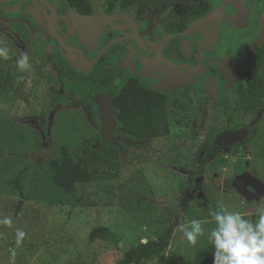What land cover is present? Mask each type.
<instances>
[{
  "label": "rangeland",
  "instance_id": "374dc122",
  "mask_svg": "<svg viewBox=\"0 0 264 264\" xmlns=\"http://www.w3.org/2000/svg\"><path fill=\"white\" fill-rule=\"evenodd\" d=\"M8 7L14 16L19 11ZM3 21L10 23L0 17V23ZM41 26L45 28L44 23ZM204 28L215 30L212 24ZM256 31L255 25L253 35ZM20 32L0 26V39L10 57L0 60L9 84L0 91V220L7 217L12 221L11 226L0 224V264H114L130 246L158 237L173 221L178 225L170 247L144 264H193L197 246L207 241V231L214 226L211 213L220 204L256 219L264 195L247 198L228 182L234 178L238 160L245 157L247 170L264 183V112L246 116L253 137L246 140L244 150L220 141L222 148L196 180L193 173L200 159L226 124L221 105L208 103L209 108L195 111L196 127L174 126L167 136L134 142L117 134V125L114 138L108 139L103 124L90 119L76 92L65 93L47 110L44 133L37 120L52 92L63 91L47 58L55 46L39 35L26 41L29 36L20 37ZM21 53L29 55L31 70L17 69L15 61ZM74 86L70 91L78 88ZM227 93L228 89L222 95ZM200 100L206 101L201 96ZM87 140L96 141L94 150L117 148L115 164L104 177L69 192L53 180L54 161H61L66 152ZM22 169H28L27 186L17 209L21 197L5 181ZM248 189L254 191L252 186ZM192 219L205 222V236L198 237L195 244L187 242L180 230ZM97 225L110 229L107 240L89 239ZM17 229L26 233L20 246L16 245Z\"/></svg>",
  "mask_w": 264,
  "mask_h": 264
},
{
  "label": "flooded vegetation",
  "instance_id": "af4514ba",
  "mask_svg": "<svg viewBox=\"0 0 264 264\" xmlns=\"http://www.w3.org/2000/svg\"><path fill=\"white\" fill-rule=\"evenodd\" d=\"M12 1L15 0H0V17L10 20V23L3 21L0 26L8 30L20 29V37L29 36L26 41L39 35L46 43L55 46L47 58L56 73L58 65L52 58L57 57L59 52L69 70L77 76L65 84L59 82L63 91L56 90L62 94L57 102L65 93L76 92L90 119L104 127L102 98H108L110 105L116 109L112 104L115 94L122 89L126 79L133 77L144 88L154 90L166 98L168 110L191 109L188 120L192 127L198 125L194 119L195 111L198 113L199 110L209 108L210 103L225 108L226 124L218 129L217 135L220 130L222 133L245 126L249 133L243 141L233 142L237 147V143H244L250 137L251 124L246 123L245 118L251 112L243 115L242 125L233 128L230 127L233 116L229 117L226 111L241 108L239 98H243L242 87L246 74L262 71L257 54L264 40L255 52L250 53V50L260 32V16L264 18V0H245L248 22L243 28L228 24L227 16L234 15L235 9L229 4L220 8L223 0H208L209 6L205 4L196 7L199 14L208 10L201 15L195 12L198 16L187 13L190 4L198 6L194 3L196 0H172L166 4L161 0H152L146 5L138 2L135 6L116 7L111 13L105 0H85L82 5L73 3V0H16L13 2L15 4H11ZM10 5L19 10L15 16L8 11ZM215 13L216 18L212 17ZM73 16H94L99 22L97 34L92 38V23L84 29H89L90 33L84 39ZM43 23L45 28L41 26ZM207 24H212L215 30L204 28ZM51 25L63 40L62 49ZM255 25L257 31L253 35ZM62 51L73 56L68 58ZM222 68H227V72ZM94 73L106 81L102 84L88 82L89 76ZM210 83L213 85L211 88ZM74 84L78 88L70 91V86ZM226 89L228 93L224 96L222 92ZM200 96L206 100L204 103ZM249 100L248 105L251 104ZM89 109L98 110L96 119ZM111 137L114 138L113 133ZM219 140L223 139L219 137ZM230 188L236 189L234 186Z\"/></svg>",
  "mask_w": 264,
  "mask_h": 264
},
{
  "label": "trees",
  "instance_id": "16d2710c",
  "mask_svg": "<svg viewBox=\"0 0 264 264\" xmlns=\"http://www.w3.org/2000/svg\"><path fill=\"white\" fill-rule=\"evenodd\" d=\"M85 0H73V3L82 5ZM152 0H105L108 11L111 13L116 7L126 8L135 6L136 4H148ZM166 4L172 0H161ZM195 4L188 6V14H195L196 7L209 6L208 0H196ZM192 2V0H190ZM206 9V8H204ZM208 11V10H207ZM201 12L199 15L202 13ZM196 12V13H195ZM198 16V15H196ZM257 58L262 68L260 73L251 72L246 74V81L243 82L242 92L243 98L240 96L239 103L241 108L228 109L226 112L228 116L232 117L230 127H238L244 123V114L251 112L257 114L258 111H264V44L259 49ZM52 61L58 65L57 76L59 82L65 84L71 78L77 77L76 74L69 70L67 62L58 52L57 57L52 58ZM0 91L4 92L7 84V73L0 68ZM91 83H103L106 81L98 74H91L87 80ZM100 85V84H99ZM245 94V96H244ZM62 97L57 91L52 92L51 100L45 107L44 111L40 114L37 124L43 132H46V112L53 108L57 100ZM251 99V104L250 103ZM176 100V99H175ZM113 106L117 109V133L123 137L137 141H145L147 139L156 138L160 136H167L171 133L174 126H188L191 109H178L172 114V110H168L166 98L156 93L154 90L144 88L143 84L138 82L135 78H128L123 82L122 89L115 94ZM89 112L96 119V109H89ZM188 112V113H187ZM221 131V130H220ZM218 132L215 138L214 145H211L206 151L205 155L200 159L197 170L193 173V179L201 178L204 175L206 166L211 156L219 151L222 146L219 140L221 135ZM250 137H253L252 135ZM95 140H87L80 147L71 152H66L63 159L54 161L56 171L53 174V180L57 185L63 187L65 190L72 192L77 188H82L91 183L97 178L104 177L109 173L111 166H114L118 150L115 147L103 148L94 150ZM246 142L237 143L238 149L242 152L245 148ZM257 155H261L258 153ZM27 172L28 169H22L16 176L5 181V184L15 190L19 195L20 200L17 209L23 204V197L25 196L27 186ZM230 187H233V179L228 182ZM235 187V186H234ZM178 223L173 221L168 227L163 228L162 233L156 237L147 239L145 242L139 241L133 246H130L121 257L114 264H144L145 262L153 259L155 256L163 253L170 247L174 236V230ZM111 231L102 225H97L92 228L89 233V239H104L110 237ZM212 245L206 241L199 244L195 250L193 264H213Z\"/></svg>",
  "mask_w": 264,
  "mask_h": 264
},
{
  "label": "clouds",
  "instance_id": "9594fccd",
  "mask_svg": "<svg viewBox=\"0 0 264 264\" xmlns=\"http://www.w3.org/2000/svg\"><path fill=\"white\" fill-rule=\"evenodd\" d=\"M9 48L0 39V60H8ZM21 72L31 70L29 55L21 53L15 61ZM214 226L207 231L206 239L212 245L213 264H264V206L256 210V219L246 218L240 211H230L220 204L211 213ZM11 219L5 217L0 224L11 226ZM204 223L192 219L189 224L181 225L187 242L195 244L198 237L205 236ZM16 245L20 246L26 233L16 230ZM15 253L13 252V256Z\"/></svg>",
  "mask_w": 264,
  "mask_h": 264
},
{
  "label": "water",
  "instance_id": "95a60500",
  "mask_svg": "<svg viewBox=\"0 0 264 264\" xmlns=\"http://www.w3.org/2000/svg\"><path fill=\"white\" fill-rule=\"evenodd\" d=\"M5 1V0H4ZM226 4L231 5L235 9V14L234 15H229L227 16V22L229 25L234 26V27H240L243 28L246 26L248 22V9L246 7L245 0H223V3L221 4L220 8H224ZM217 14V13H215ZM86 23L85 26H90V22L96 21L94 19V16H87L85 18L80 17ZM260 32L257 36V38L252 42V48L250 50V53H253L256 51L258 46L261 44V42L264 40V18L261 15L260 16ZM54 34L57 36V38L60 41V46L61 49L63 48V40L60 38V36L56 33V31L53 29L52 25L50 26ZM84 27L81 28L80 32L83 34ZM97 29L93 30V35L92 38L97 34ZM92 28L90 29V31ZM115 40L110 42L104 49H106L111 43H113ZM104 51V50H103ZM101 51L100 54L103 52ZM63 55L69 56V54L63 52ZM70 55L68 58H71ZM89 65H92L89 64ZM242 65V62H240V66ZM222 65L221 67H223ZM227 72V68H222ZM231 79H233L230 76ZM210 88L213 86L210 83ZM213 92V90H212ZM109 96V95H108ZM102 102V111L105 113L104 117V133L106 134L108 139H111V134H112V128L116 124V109L113 108L110 105V101L108 98L101 100ZM249 133L248 129L243 126L237 130H228L224 131L220 135V139L226 140L229 143H233L236 141H243L246 137V135ZM248 163L249 160L248 158H241L239 159L234 178H233V184L235 188L242 193L244 196L247 198H259L260 196L264 195V183L260 181L258 178H256L254 175H252L248 170ZM248 186H252L254 188V191H250L248 189Z\"/></svg>",
  "mask_w": 264,
  "mask_h": 264
},
{
  "label": "bare ground",
  "instance_id": "6f19581e",
  "mask_svg": "<svg viewBox=\"0 0 264 264\" xmlns=\"http://www.w3.org/2000/svg\"><path fill=\"white\" fill-rule=\"evenodd\" d=\"M72 18H73V20L75 21V23H76L77 27L79 28V30H81V28L84 27V25H85L86 23H89V22H85V21H83L82 19H80V17L73 16ZM92 23H94V29H96V27L98 26L99 22H98V21H92V22H90V26H91ZM90 26H85L84 29H87V28H89ZM83 32H85V34H82V35H84L86 38H87V36L90 34V33H89V29L86 30V31L83 30ZM84 36H83V37H84ZM85 37H84V39H85Z\"/></svg>",
  "mask_w": 264,
  "mask_h": 264
}]
</instances>
